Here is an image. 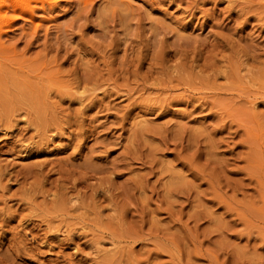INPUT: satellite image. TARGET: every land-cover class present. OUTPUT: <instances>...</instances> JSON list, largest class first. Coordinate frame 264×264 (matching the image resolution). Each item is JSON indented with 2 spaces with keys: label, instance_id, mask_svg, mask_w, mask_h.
Masks as SVG:
<instances>
[{
  "label": "rangeland",
  "instance_id": "374dc122",
  "mask_svg": "<svg viewBox=\"0 0 264 264\" xmlns=\"http://www.w3.org/2000/svg\"><path fill=\"white\" fill-rule=\"evenodd\" d=\"M42 1L0 28V264H264V0Z\"/></svg>",
  "mask_w": 264,
  "mask_h": 264
},
{
  "label": "bare ground",
  "instance_id": "6f19581e",
  "mask_svg": "<svg viewBox=\"0 0 264 264\" xmlns=\"http://www.w3.org/2000/svg\"><path fill=\"white\" fill-rule=\"evenodd\" d=\"M38 2L43 3L42 0H0V28L8 25L6 17L9 13L23 14L27 12L31 14L33 11V4ZM41 55H43V53Z\"/></svg>",
  "mask_w": 264,
  "mask_h": 264
}]
</instances>
